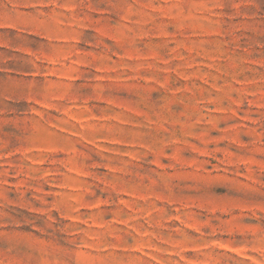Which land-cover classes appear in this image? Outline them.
Here are the masks:
<instances>
[{"label": "rangeland", "instance_id": "rangeland-1", "mask_svg": "<svg viewBox=\"0 0 264 264\" xmlns=\"http://www.w3.org/2000/svg\"><path fill=\"white\" fill-rule=\"evenodd\" d=\"M0 264H264V0H0Z\"/></svg>", "mask_w": 264, "mask_h": 264}]
</instances>
